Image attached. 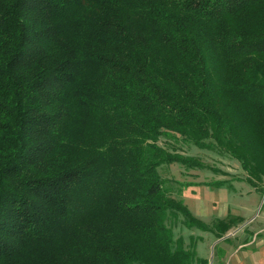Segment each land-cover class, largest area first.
Listing matches in <instances>:
<instances>
[{"label":"trees","instance_id":"trees-1","mask_svg":"<svg viewBox=\"0 0 264 264\" xmlns=\"http://www.w3.org/2000/svg\"><path fill=\"white\" fill-rule=\"evenodd\" d=\"M186 147L264 184V0H0V264H210Z\"/></svg>","mask_w":264,"mask_h":264},{"label":"rangeland","instance_id":"rangeland-1","mask_svg":"<svg viewBox=\"0 0 264 264\" xmlns=\"http://www.w3.org/2000/svg\"><path fill=\"white\" fill-rule=\"evenodd\" d=\"M187 155L199 158L208 169L204 171H186L178 166H170L164 169L163 175L169 179L170 186L178 191L181 188L180 183L190 185L182 192L181 198L184 199L192 213L208 225H212L219 215H224V207L230 204V207L242 205L245 207L244 215L254 219H260L262 208V197L260 194V183L253 186L248 182L247 174L242 170L240 164L227 156H220L208 151H201L195 148H185ZM223 182L226 185L218 188L216 183ZM264 187V186H263ZM254 188V189H253ZM227 190L229 193L224 191ZM237 193H245L244 196H236ZM247 190L250 193L246 192ZM257 190V191H256ZM238 193V194H239ZM243 195V194H242ZM234 197V198H233ZM234 200L235 204L232 202ZM232 202V204H231ZM239 204L238 206L236 205ZM217 216V217H216ZM240 224V223H239ZM236 225V226H239ZM240 228L236 227L228 235L236 233ZM176 233L182 235L189 246H195L199 257L212 260L215 250L216 237L208 232L198 229L183 231L177 230ZM193 238V239H192ZM192 239V240H190ZM211 263V262H210Z\"/></svg>","mask_w":264,"mask_h":264},{"label":"crops","instance_id":"crops-1","mask_svg":"<svg viewBox=\"0 0 264 264\" xmlns=\"http://www.w3.org/2000/svg\"><path fill=\"white\" fill-rule=\"evenodd\" d=\"M264 184L260 186V194L264 195ZM254 189V188H253ZM229 193V191L225 190ZM257 191V190H256ZM235 194L244 196L245 193ZM246 192L250 193L249 190ZM243 194V195H242ZM234 198V197H233ZM262 208L260 212V219L250 218L244 215L245 207L239 205L237 207H230V204L224 207V215H219L217 220L228 218L240 219L239 226H234L226 234L224 238L214 240L215 250L210 264H264V198L262 197ZM232 202L235 204L234 200ZM231 202V204H232ZM217 217V216H216ZM236 227L240 229L231 235H228ZM212 236L213 234L210 233ZM205 259V258H204ZM208 259V258H206ZM210 260V259H208Z\"/></svg>","mask_w":264,"mask_h":264}]
</instances>
